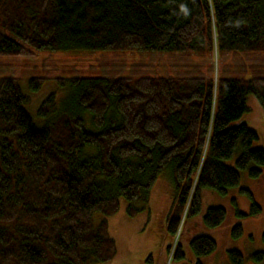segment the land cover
<instances>
[{
    "label": "trees",
    "instance_id": "obj_1",
    "mask_svg": "<svg viewBox=\"0 0 264 264\" xmlns=\"http://www.w3.org/2000/svg\"><path fill=\"white\" fill-rule=\"evenodd\" d=\"M46 51L263 55L264 0H0V56ZM58 81L69 94L60 109L54 95L42 103L47 122L39 127L19 80L0 77V264H108L117 245L106 218L119 212L121 198L147 204L165 171L176 189L172 236L201 213L204 189L225 195L241 170L252 178L262 172L258 133L234 123L249 112V96L264 114V78ZM43 82L30 79V90ZM96 213L106 218L95 223ZM225 219L223 208L211 207L203 223L216 228ZM242 234L235 226L233 237ZM188 248L201 258L217 244L201 235ZM229 256L244 263L238 251ZM252 258L262 262L264 253Z\"/></svg>",
    "mask_w": 264,
    "mask_h": 264
},
{
    "label": "rangeland",
    "instance_id": "obj_2",
    "mask_svg": "<svg viewBox=\"0 0 264 264\" xmlns=\"http://www.w3.org/2000/svg\"><path fill=\"white\" fill-rule=\"evenodd\" d=\"M0 77L17 78L23 93L30 98L27 112L37 126H44L38 111L51 95L60 109L69 94V88L58 80L71 78H139V77H245L264 78V54H226L213 56H180L164 52L139 54L108 51L38 52L35 56H0ZM43 79L40 89L32 92L29 81ZM249 112L234 125L247 124L259 135L254 148L264 149V114L254 96L247 99ZM238 152L226 164L234 167ZM254 165H252L253 167ZM259 177L252 178L249 169L240 171V184L221 195L214 190L202 191V210L196 217L186 220L176 235L167 231V216L173 206L176 189L171 175L165 171L154 188L147 204L120 199L119 212L109 218L100 213L94 215L95 223L108 221L109 234L116 241L117 255L108 264H233L230 251H238L243 264H264L252 258L264 253V167ZM243 190L249 191L261 211L251 214L252 200ZM129 206L140 210L134 217L128 215ZM211 207L226 211L224 223L209 228L203 216ZM242 213L243 216L238 215ZM241 225L243 234L233 237L235 226ZM209 236L216 244V251L205 257H195L188 242L195 236ZM185 255L180 260V254Z\"/></svg>",
    "mask_w": 264,
    "mask_h": 264
}]
</instances>
